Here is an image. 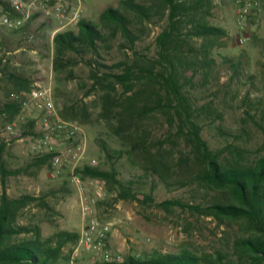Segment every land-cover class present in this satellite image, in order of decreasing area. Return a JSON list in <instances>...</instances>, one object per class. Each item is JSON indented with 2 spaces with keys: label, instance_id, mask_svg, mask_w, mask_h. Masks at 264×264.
<instances>
[{
  "label": "trees",
  "instance_id": "16d2710c",
  "mask_svg": "<svg viewBox=\"0 0 264 264\" xmlns=\"http://www.w3.org/2000/svg\"><path fill=\"white\" fill-rule=\"evenodd\" d=\"M0 2L6 14L15 15L11 3ZM216 7L215 0H121L117 7L104 10L98 23L82 18L77 31L58 32L51 41L44 30L53 20L47 18L40 23L39 13L13 31H28L33 26L34 33H30L33 41L20 46L46 56L52 53L53 70L60 84L76 80L74 69L80 64L89 70L90 86L85 95L98 94L99 120L117 140L119 148L112 149L107 142L99 141L111 161L110 168L85 164L77 167L74 175L82 180L103 181L107 192L114 194L113 201H137L165 210L179 206L202 212L176 200L156 203L148 195L141 200L133 192L134 182L118 178L115 163L126 158L145 178L158 179L167 187L191 185L215 191L216 197L204 212L220 222L238 225L240 231L232 244L236 259L221 253L201 258L182 252L149 258L131 254L122 262L92 264H264V156L248 166L223 160L227 149L211 150L198 123L203 116H214L207 105H200L199 92L220 81L223 66H228L232 79L241 80L245 76V55L241 54L238 60L224 57V63L217 61L218 50L226 46L230 33L212 21ZM152 26H159L161 31L156 37L155 57H148L137 51L136 46L145 40ZM118 35L124 39L121 50H131V55L121 60L112 56ZM0 48L1 67L4 61L8 62V53L16 48L5 37L0 39ZM0 74L12 87L0 105V116L12 123L21 113V106L11 98L12 94L30 91L36 80L6 67L0 68ZM59 113L63 119L80 125L94 123L85 105L65 103ZM157 116L165 120L167 127H154L152 122ZM20 136L38 137L35 121L24 124ZM181 140L186 143L184 147ZM6 146L0 142V154ZM34 162L51 169L50 155H36ZM21 172L7 170L0 160L3 184L0 264H69L70 257L64 254V248L76 245L79 233L60 231L43 237L39 225L19 223L23 210L39 201L33 196L13 199L7 194L6 179ZM45 209L48 215L54 212L51 207Z\"/></svg>",
  "mask_w": 264,
  "mask_h": 264
},
{
  "label": "rangeland",
  "instance_id": "374dc122",
  "mask_svg": "<svg viewBox=\"0 0 264 264\" xmlns=\"http://www.w3.org/2000/svg\"><path fill=\"white\" fill-rule=\"evenodd\" d=\"M11 3L12 0H0ZM32 0H23L29 5ZM50 4L61 3L69 9L81 6L82 18L94 23L99 22L100 14L107 7H117L121 0H47ZM217 7L215 24L224 26L229 31L226 46L218 50V63L228 59L238 60L241 54L247 58L244 75L241 80L232 79V72L227 65L223 66L220 81L207 86L199 92L200 105L208 106L211 117L203 116L198 120L203 128L202 137L213 151L227 149L223 160L241 165H252L264 156V9L258 19L254 20V32L251 40L245 45H238L239 31L236 25L233 0H215ZM4 12L0 2V14ZM35 12V13H34ZM5 13V12H4ZM37 14L36 10L32 11ZM42 15L39 22L47 20ZM15 15H12L14 17ZM38 22V21H37ZM36 23V22H35ZM33 23V25H35ZM51 26L44 30L49 41L58 32L77 31V23L62 25L53 20ZM28 31L13 32L0 25V39L5 37L16 50L8 53V62L4 61L9 70H17L36 80L35 86L48 87L52 90L58 110L65 103L85 105L94 122L81 125L83 135L80 144L85 148V162L96 161L95 166L109 169L111 161L99 146V141H105L112 149H118L119 143L111 136L99 120L101 103L98 94L86 96L90 86L88 68L82 64L74 69L77 79L60 84L53 70L52 53L42 55L23 43H31ZM159 26H152L144 41L138 42L136 50L142 55L155 57L156 37L160 33ZM124 39L118 35L114 41L112 56L121 60L131 55V50H121ZM0 48V57L2 56ZM224 63V62H223ZM11 83L0 74V105L6 101V94L11 90ZM62 94L58 95L57 94ZM18 118V117H17ZM17 118L13 121H17ZM5 116H0V142L7 146L0 154V160L7 170H21L17 176L6 179V191L9 197L16 199L28 195L39 199L28 205L22 212L19 223L22 225H39L43 237H49L60 231L81 234L87 224L84 213V198L95 200L92 205L93 216L101 223L111 225L108 247L114 257H120L122 262L128 255L149 258L158 254L190 252L199 257L218 253L233 256L232 244L239 236L238 225L229 221L220 222L215 216L204 211L216 197V192L196 186L167 187L154 178H145L139 168L132 166L126 158L115 163L122 181L134 182L133 192L144 200L148 195L156 203L176 200L182 205L197 207L202 210H192L179 206L169 210L158 208L151 204H140L137 201H113L114 194H109L101 180H82L83 191L67 175L53 177L48 165L35 164L36 154L33 144L37 137H10L5 129L9 125ZM152 124L157 129L167 127L165 120L157 116ZM24 124L19 123L21 131ZM161 132V131H160ZM184 147L186 143L181 140ZM3 184L0 176V196ZM45 207H51L53 213L48 215ZM64 254L70 257L69 264H92L100 261L94 258L92 251L85 249L79 242L67 245Z\"/></svg>",
  "mask_w": 264,
  "mask_h": 264
},
{
  "label": "built area",
  "instance_id": "2783aa9c",
  "mask_svg": "<svg viewBox=\"0 0 264 264\" xmlns=\"http://www.w3.org/2000/svg\"><path fill=\"white\" fill-rule=\"evenodd\" d=\"M11 6L15 13L12 17L3 11L0 14V25L10 30L21 29L33 16L32 11L41 12L44 17L58 21L62 25L78 23L82 19L83 9L77 6L69 9L61 3L50 4L47 0H32L25 5L23 0H12ZM236 25L239 31L238 45L247 44L254 32V20L262 14L264 0H233ZM13 100L21 106V113L17 121L6 126V135L17 137L20 135L19 123L26 124L29 120L35 121L39 133L33 144V151L38 156H51V175L53 177L71 173V179L83 191L82 179L74 175V170L82 165L85 158V148L80 144L83 135L82 126L75 121L61 117L56 105L53 92L48 87L35 86L30 91L13 93ZM95 166L96 161L88 163ZM95 200L84 198V213L87 224L80 234L79 245L93 252L94 258L104 262H120L108 247L111 225L101 223L93 216L92 205Z\"/></svg>",
  "mask_w": 264,
  "mask_h": 264
},
{
  "label": "crops",
  "instance_id": "0c3cea01",
  "mask_svg": "<svg viewBox=\"0 0 264 264\" xmlns=\"http://www.w3.org/2000/svg\"><path fill=\"white\" fill-rule=\"evenodd\" d=\"M254 22V21H253ZM85 160V159H84ZM91 162V161H90ZM90 162H85L84 161V164H88V163H90ZM69 177H71V173H69V175H68Z\"/></svg>",
  "mask_w": 264,
  "mask_h": 264
}]
</instances>
